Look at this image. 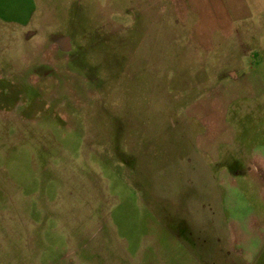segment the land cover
Segmentation results:
<instances>
[{"label":"rangeland","instance_id":"rangeland-1","mask_svg":"<svg viewBox=\"0 0 264 264\" xmlns=\"http://www.w3.org/2000/svg\"><path fill=\"white\" fill-rule=\"evenodd\" d=\"M164 1L0 0V264H264V96L193 75Z\"/></svg>","mask_w":264,"mask_h":264},{"label":"crops","instance_id":"crops-1","mask_svg":"<svg viewBox=\"0 0 264 264\" xmlns=\"http://www.w3.org/2000/svg\"><path fill=\"white\" fill-rule=\"evenodd\" d=\"M149 1L154 3V1L157 2L159 0H149ZM164 3H166V5L164 6L167 7L168 10H171L172 13H176V12L182 13L180 15L179 21H178V15L174 17V19L173 16L171 18L172 22L177 21L176 23H173V25H175L174 27L179 30L177 32V39L179 37L186 38V33L183 32V30H186V26L182 23L183 14L192 15V13H194L195 19L197 21L202 22V25H204L203 22L207 23L209 30L207 32L205 31L204 35L208 39L206 38L205 41H203L204 39L199 40L198 37L200 35H197L195 50H193L195 52L190 51L188 54L183 53V55L188 56V57L185 56L187 59H189L188 61H192L194 63H196L195 61L202 62V64L201 63L190 64L192 65L191 71L193 75L197 74L198 71L200 73H202V71H206L205 74L206 77H210V78L214 77L216 82L218 80L217 77L220 75L219 77L223 79L222 81H224V83L227 79L235 83H239L240 81H244L245 79H247L249 81L244 86L247 87L245 90L247 92H252V91L260 92V94L258 98L257 96L252 97L251 95H249L248 97H243L241 100L244 101L246 100L248 102H255L263 98L264 83L261 82L259 78L256 77L257 73L254 72L251 73V70L253 69L252 62H251V66L245 65V63L243 62L244 55L245 53L248 52V50L243 49V46H245L246 44H244L242 38L245 36L248 37L251 30L257 29V24L263 22V20H261V17H258L257 20H252V17L250 16L251 12H249L246 5L243 3V0H165ZM164 6L163 8H165ZM164 21H169V20H164ZM173 25L171 26L173 27ZM197 28L198 26H195L194 30H197ZM201 28H207V27L201 26ZM169 35L173 36V34H169ZM235 36L237 39L235 46H238V49H241V51H239L237 55L232 57V55L228 53V50L230 48L231 39L235 38ZM201 37L202 36H200V38ZM256 45L257 46L259 45L258 40L256 42ZM196 52H200V53H196ZM181 55L182 54H178L177 56L176 55L167 56V59L170 61L169 71H174V72L176 71L175 73L177 74V70H181L180 65L182 66V63L181 62L180 64L176 63L179 60H183L182 59L183 57H181ZM217 62L219 63L216 64ZM249 62L250 60L248 61V63ZM199 65L202 66L199 67ZM246 71H248L247 74ZM201 81H203L201 82V84L206 83L205 80H201ZM260 104H263V102L261 101V103L259 104L258 103L254 104V108L256 107V105H260ZM244 107L245 106L242 104L239 107V109ZM226 115L228 116V112L226 113ZM225 147L227 146L226 145L222 146L223 150L226 153L229 150V148L226 149Z\"/></svg>","mask_w":264,"mask_h":264}]
</instances>
